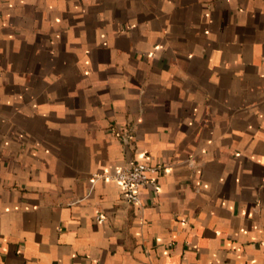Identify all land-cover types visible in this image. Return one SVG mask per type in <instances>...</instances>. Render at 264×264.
<instances>
[{
  "label": "crops",
  "instance_id": "1",
  "mask_svg": "<svg viewBox=\"0 0 264 264\" xmlns=\"http://www.w3.org/2000/svg\"><path fill=\"white\" fill-rule=\"evenodd\" d=\"M0 264H264V0H0Z\"/></svg>",
  "mask_w": 264,
  "mask_h": 264
},
{
  "label": "built area",
  "instance_id": "2",
  "mask_svg": "<svg viewBox=\"0 0 264 264\" xmlns=\"http://www.w3.org/2000/svg\"><path fill=\"white\" fill-rule=\"evenodd\" d=\"M157 166L140 161L116 169L111 176L120 186L126 202L139 205L138 190L144 184L155 185ZM100 219L101 216H98Z\"/></svg>",
  "mask_w": 264,
  "mask_h": 264
}]
</instances>
